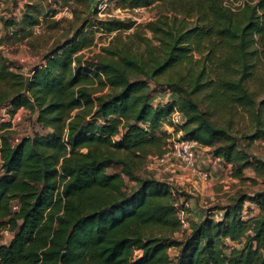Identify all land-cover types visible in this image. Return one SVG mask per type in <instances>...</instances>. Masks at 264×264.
I'll return each mask as SVG.
<instances>
[{
	"label": "trees",
	"instance_id": "16d2710c",
	"mask_svg": "<svg viewBox=\"0 0 264 264\" xmlns=\"http://www.w3.org/2000/svg\"><path fill=\"white\" fill-rule=\"evenodd\" d=\"M113 1L155 18L87 57L97 32L134 21L99 17L94 0H50L71 18L27 73L2 48L58 26L56 10L29 1L0 14V264H264V159L248 149L264 147V86L260 99L247 87L264 59V0ZM232 107L249 114V134L212 119ZM20 108L47 131L15 138ZM178 131L236 184L183 230L182 193L137 172Z\"/></svg>",
	"mask_w": 264,
	"mask_h": 264
},
{
	"label": "rangeland",
	"instance_id": "374dc122",
	"mask_svg": "<svg viewBox=\"0 0 264 264\" xmlns=\"http://www.w3.org/2000/svg\"><path fill=\"white\" fill-rule=\"evenodd\" d=\"M29 1L36 2L40 7H44L46 9H49V6L55 9L56 13L53 20H59V25L54 27L50 25L49 20L47 22L44 21L42 25L34 29V33H36L35 36H32L30 39L24 40L21 43L17 42L15 45L10 47L3 46L2 50L4 54H6L16 64L22 66V71L24 73H27L29 68L39 61L40 56L42 52L45 51L46 47L51 45L54 40L61 36V31L64 27H66V19L71 18L69 13L71 8L61 6L58 3H50V0H0V14L3 12L4 14L11 13L15 16H19L23 4ZM94 4L98 8L99 17L104 18L114 16L121 19H130L134 21V27L124 32L114 31L110 34L101 31L97 32L94 39L95 44L91 47V49H84L87 57L91 56L93 52H98L100 47L106 45L113 35L117 34L121 36L123 40H126V35L131 34L136 25L145 23L155 18V10L151 6L124 10L116 8L113 0H94ZM71 6L73 7L74 4H71ZM145 35L149 37L150 33L147 32ZM259 66L261 67L258 70L260 78L256 79V81L247 82L248 89L250 91H254L257 99H260L263 95L264 59L261 60V64H259ZM154 98V102H162L169 98V94L158 93ZM232 108V110H229L228 112L217 110L212 119L222 125L230 124V128L244 132L245 135L249 134L252 129L253 122L252 119H250L249 114L238 107ZM4 114L5 113L2 111L1 115L5 120H7L8 116ZM12 118L13 121L11 124L15 138L25 134L45 133L47 131L36 123V114L29 112L25 108L18 109ZM239 131L238 135L240 136L241 134ZM248 149L251 153H253V155L260 156L264 159V147L260 142H252ZM206 154V149H198L197 165L199 167L208 166L212 171L210 177L206 180H199L196 176L191 175L188 170L174 158H171L164 164H159L154 159L155 155L145 159L143 165L137 172L142 175L150 173L156 178L162 180H165L168 176H172L174 178V188L177 192L182 193L179 203L186 201L190 207L195 205V207L187 212V217H198L196 212L201 214L202 212L210 209L211 206L216 205V203H224V191H232L236 189V184H233L234 181L228 178L226 172L222 170L221 164H219V162L217 165L211 164L207 160L205 156ZM246 173L251 174L250 172ZM217 175H221L222 177L217 178ZM220 179H223L224 182L220 183ZM223 185L226 187H223ZM257 186V184L248 185V188L250 189L249 191L259 188ZM244 187L246 186L244 185ZM2 235V242H8L11 237V233L4 230ZM170 252L173 256L175 249L172 248Z\"/></svg>",
	"mask_w": 264,
	"mask_h": 264
},
{
	"label": "built area",
	"instance_id": "2783aa9c",
	"mask_svg": "<svg viewBox=\"0 0 264 264\" xmlns=\"http://www.w3.org/2000/svg\"><path fill=\"white\" fill-rule=\"evenodd\" d=\"M155 100V98H154ZM4 118V117H3ZM182 115L177 110H173L169 116V120L173 125H178L182 121ZM13 121V118H10V122ZM198 149H202V146L197 143V141L193 139L181 138L180 131L173 135L169 139V143L167 144L166 148L160 155H155L154 159L159 164H164L171 158L176 159L180 164L188 170L191 175L196 176L199 180H206L210 177L211 169L199 167L197 165V152ZM151 157V156H150ZM149 158V157H148ZM228 178L232 181H235L233 177L228 175ZM172 187V191H175L174 188V178L172 176H168L165 179ZM182 205L179 206L177 215L181 221V227L186 229L188 227V220H187V212L185 208L189 207L186 201L181 203ZM210 212L213 213L215 217L220 215V212L211 210Z\"/></svg>",
	"mask_w": 264,
	"mask_h": 264
},
{
	"label": "crops",
	"instance_id": "0c3cea01",
	"mask_svg": "<svg viewBox=\"0 0 264 264\" xmlns=\"http://www.w3.org/2000/svg\"><path fill=\"white\" fill-rule=\"evenodd\" d=\"M246 172H250V173H251V171H250L249 169H247ZM217 176H218L217 178H219V177L221 178V177H222L221 175H217ZM217 180H218V179H217ZM220 180H221V181H219L220 183H221V182H224L223 179H220ZM223 187H226V186H223ZM193 207H195V205H192V208H193ZM196 213H197L198 216H200V214H198V212H196ZM194 218H197V217H194Z\"/></svg>",
	"mask_w": 264,
	"mask_h": 264
},
{
	"label": "water",
	"instance_id": "95a60500",
	"mask_svg": "<svg viewBox=\"0 0 264 264\" xmlns=\"http://www.w3.org/2000/svg\"><path fill=\"white\" fill-rule=\"evenodd\" d=\"M29 76L25 77V89L24 92H27V86H28Z\"/></svg>",
	"mask_w": 264,
	"mask_h": 264
}]
</instances>
